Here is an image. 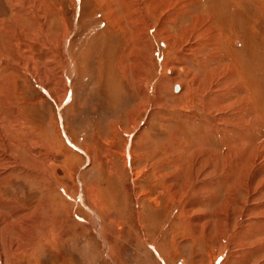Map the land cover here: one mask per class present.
Instances as JSON below:
<instances>
[{
    "label": "rangeland",
    "instance_id": "374dc122",
    "mask_svg": "<svg viewBox=\"0 0 264 264\" xmlns=\"http://www.w3.org/2000/svg\"><path fill=\"white\" fill-rule=\"evenodd\" d=\"M262 238L264 0H0V264H264Z\"/></svg>",
    "mask_w": 264,
    "mask_h": 264
},
{
    "label": "bare ground",
    "instance_id": "6f19581e",
    "mask_svg": "<svg viewBox=\"0 0 264 264\" xmlns=\"http://www.w3.org/2000/svg\"><path fill=\"white\" fill-rule=\"evenodd\" d=\"M167 45H168V44H167ZM175 47H176V46H175ZM178 58L182 60L181 57H178ZM181 62H182V61H181ZM181 62H180V64H182ZM186 68H187V67H186ZM173 69H174V67H173ZM226 69H227V71H230V70L232 69V67H228V66H227ZM184 70H185V69H184ZM227 71H226V72H227ZM220 74H222V72H221ZM233 75H234V74H233ZM221 76H222V75H221ZM231 76H232V75H231ZM229 77H230V76H225V77H222V78H223V80H224L225 82H226V81L229 82V81H230V78H229ZM191 87H192V86H191ZM177 88H178V86L175 87V89H177ZM213 90H214V89H213ZM208 98H209V97H208ZM206 103H207V102H206ZM217 104H219V103H217ZM219 106H220V105H219ZM221 108H222V107H221ZM206 109H208V108L206 107ZM222 109H223V108H222ZM216 115H217V114H216ZM262 240H264V238H262Z\"/></svg>",
    "mask_w": 264,
    "mask_h": 264
},
{
    "label": "crops",
    "instance_id": "0c3cea01",
    "mask_svg": "<svg viewBox=\"0 0 264 264\" xmlns=\"http://www.w3.org/2000/svg\"><path fill=\"white\" fill-rule=\"evenodd\" d=\"M16 8H18V7H16Z\"/></svg>",
    "mask_w": 264,
    "mask_h": 264
}]
</instances>
